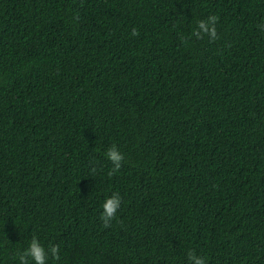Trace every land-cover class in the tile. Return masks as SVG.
Wrapping results in <instances>:
<instances>
[{"label": "trees", "instance_id": "trees-1", "mask_svg": "<svg viewBox=\"0 0 264 264\" xmlns=\"http://www.w3.org/2000/svg\"><path fill=\"white\" fill-rule=\"evenodd\" d=\"M261 24L264 0H0V264L32 235L48 264H264Z\"/></svg>", "mask_w": 264, "mask_h": 264}, {"label": "clouds", "instance_id": "clouds-1", "mask_svg": "<svg viewBox=\"0 0 264 264\" xmlns=\"http://www.w3.org/2000/svg\"><path fill=\"white\" fill-rule=\"evenodd\" d=\"M219 23V17L216 15H210L207 19L197 21V26L188 38L181 37L182 43L187 45L189 40L193 37L197 40H202L205 37L209 38L210 42H215L219 39L217 24ZM260 30L264 31V24L257 26ZM131 37H138L139 31L135 28L130 33ZM106 158L112 163L113 167L109 171L108 175L113 176L120 171L122 164L125 160L124 154L118 149L116 145H112L106 152ZM92 172H96V168L92 169ZM122 204V198L119 193H113L109 198H106L102 205L103 212L100 219L103 222V226L108 228L111 226V222L115 219L118 210ZM59 245H49L46 250L40 243L39 239L32 235L28 248L19 255L20 264H48V260L51 257L55 261L61 259L59 255ZM187 259L189 264H206V258L198 256L195 251H189L187 253Z\"/></svg>", "mask_w": 264, "mask_h": 264}]
</instances>
